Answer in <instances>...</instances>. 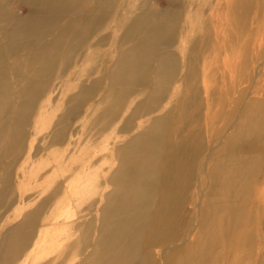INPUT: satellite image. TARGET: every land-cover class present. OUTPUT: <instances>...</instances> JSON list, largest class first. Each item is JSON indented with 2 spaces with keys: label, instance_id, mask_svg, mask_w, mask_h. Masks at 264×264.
Returning a JSON list of instances; mask_svg holds the SVG:
<instances>
[{
  "label": "rangeland",
  "instance_id": "374dc122",
  "mask_svg": "<svg viewBox=\"0 0 264 264\" xmlns=\"http://www.w3.org/2000/svg\"><path fill=\"white\" fill-rule=\"evenodd\" d=\"M139 140L159 155L145 162ZM226 155L220 177L237 174L249 196L235 227L217 206L229 252L215 262L264 264V0H0V264H89L99 240L142 264L134 244L145 251L171 193L158 166L190 179L168 207L177 242L162 246L175 264H211L197 221ZM124 172L156 181L150 214L124 207L143 200L119 196ZM163 247L147 251L158 264Z\"/></svg>",
  "mask_w": 264,
  "mask_h": 264
},
{
  "label": "bare ground",
  "instance_id": "6f19581e",
  "mask_svg": "<svg viewBox=\"0 0 264 264\" xmlns=\"http://www.w3.org/2000/svg\"><path fill=\"white\" fill-rule=\"evenodd\" d=\"M16 32H17L16 35H18L20 33L22 35L26 34L25 33L26 31H21V32L20 31H16ZM154 107H155V104H151L149 106V110L153 109ZM253 112H254L253 108H251L247 112V115H251V114H253ZM170 117H171V115H170ZM244 123L245 122H242L237 127V129L235 131L234 143H233L231 148H233L235 146V144H236V142L238 140L239 132H240V130H242L244 128V126H243V125H245ZM147 135L148 134H146V133L144 135L145 136V141L150 143V144H153V142L151 141L152 140V136L150 134L148 136ZM142 143H143V141L139 140V145H143L142 146V148H143L145 145L142 144ZM145 148H146V152L144 154V161L146 162L147 159L150 160L153 157L155 158L156 156L159 155V151L158 150L162 149V145L158 144L156 147H146L145 146ZM227 158H228L227 155L225 157L223 156V157L220 158L219 164H218V166L216 168V171L214 172V177L217 178L216 179L217 186H216V188L212 189L213 192L211 191V193H213V195H215L212 201L214 203L216 198H217L219 200V203L216 204V205H213V203L210 202V206H209L208 210L205 213H203V218L200 217L199 221H197L199 223V227H200V231H201V241L200 242H201V245L204 246V250H205L204 254L201 257H199V260L201 262L203 261V263H205L206 258H208V259H212V260H210L211 264H217L215 262L216 257H217V259L219 257L225 258L223 250L226 251V252H229V249L225 248L224 245H223V239L220 240L223 236L226 237V235H227V233L229 231V229H226V225L229 224V223H228V221H224V219H223V217L221 215L222 211L218 210L217 206L219 208V204L222 201H225V202H227L230 205V212L228 214V217L230 218V221L232 222L233 227H235L236 226V219L235 218L240 216V215H238L239 214V211H238L239 208L232 207V206L236 202L237 203L238 202L242 203L243 200L245 198H248V196H249V192L247 190L242 191L241 188L243 187V185H241V180L238 179V175L237 174H232L230 179H225V178H221L220 177V176H222L220 174L225 171V168H224L223 164L227 160ZM177 161H178V159H177ZM187 163L188 162H186V164ZM190 165H191V163H190ZM171 167L173 168L172 165H171ZM164 168L162 166H158L157 167L158 177L160 176V174H159V169H160L161 177H162L161 181L165 184V190H170L171 193H165L164 191H161V207H159V208L157 207L156 211L151 212V213H155L157 215V217H156V219H151V222H150L151 223V229L150 230H145V228L143 229V238L144 237L147 238V247L146 248L144 247V249H143L145 251H143V253H142V251L141 252L140 251L137 252L136 244H134V247H133V256H132V258L133 259H141L142 260V264H158V262L155 259H153L151 257V255L147 252L149 248H154V247H157V246L163 247L162 245H164V244H170L172 247H174L173 246V244H174L173 242L174 241L177 242V239L175 238V234L173 232V229H175L176 224L173 223V221L169 218L168 212L170 211V208L168 210V207L174 204V200L176 198L175 197L176 194L183 192V189H185L187 187V184H188L190 179H182L179 168H177L176 171L172 172V173H168L170 169L167 170L168 168L166 166H164ZM235 170H237V171L240 170L243 174L246 171L242 167H237ZM129 174L130 173L124 172L123 174H120V175L123 178H125V179H116L117 181L123 183L124 185H125V183L127 181H129L131 183L130 187H127L125 185L127 187V189H125L124 192L119 193V196L120 195H124L128 190H132L133 189L132 187H134V192H137L140 195V198L143 199V200H139L135 204H131V203H129L130 202L129 201L127 203V205L124 206V207L127 208V209H130L132 211V217L133 218H136V217L142 215L143 212L148 215V214H150V212H149V208H148L149 206H148V204H146V201L148 200L149 194L152 195L153 200H154L155 195H156V190H152V188H153L154 183L156 181H153V179H142L143 181L140 182L141 179H129L130 178V177H128ZM170 176H171V179H168ZM221 179H225V183L222 184V185H220ZM138 182H140L142 185H144L143 189L140 187V185H137ZM150 182H151V190L148 191V187H150ZM135 185H137V186H135ZM138 186H139V188H137ZM134 192H132V193H134ZM199 193H201V192H199ZM259 196H263V195L260 194ZM241 207L242 208H240V209L243 211L244 207L242 205H241ZM119 209L121 210V207ZM124 209L120 212L119 215H117L118 221L114 225L115 229H119L120 227L125 226L124 222H122V220L120 218L121 215L125 214V210ZM259 222H260L259 218L255 217V223H256L257 227L259 226ZM156 223H158V227L155 228L154 225ZM214 226H215L216 229L212 231ZM102 227H103V225H102ZM228 235H230V236L234 235V237L236 236L234 233H231V234H228ZM214 238H218V240H220V241L215 240ZM141 241H142V239L139 242V244H140L139 248H141ZM123 243H124V241L121 242L119 246H113L110 242H107L105 240V245H103L102 241L99 240L97 242V245H96V248H95L96 250L100 251L99 257L96 260H93V262H91L89 264H93V263L94 264H125L122 259L116 258V256H115V255L118 254L116 250ZM143 245L145 246L146 243H144ZM221 247H222V249H220ZM163 249H164L162 251L163 252V257H162V260H161L160 264H164L165 262H167V264H175L174 263L175 254L169 253L170 250L167 249V247L166 248L163 247ZM124 253H126V252H124ZM166 255L169 256L170 260L167 259V261H165L166 259H164V257ZM124 256H128V255L125 254ZM177 264H184V262L179 261Z\"/></svg>",
  "mask_w": 264,
  "mask_h": 264
}]
</instances>
